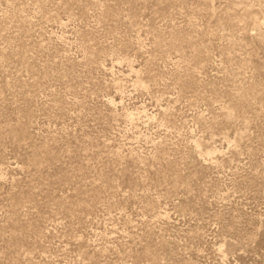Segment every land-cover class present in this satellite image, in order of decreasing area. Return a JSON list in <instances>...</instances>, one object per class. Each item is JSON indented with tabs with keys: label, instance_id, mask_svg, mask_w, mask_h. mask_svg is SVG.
I'll return each mask as SVG.
<instances>
[{
	"label": "rangeland",
	"instance_id": "obj_1",
	"mask_svg": "<svg viewBox=\"0 0 264 264\" xmlns=\"http://www.w3.org/2000/svg\"><path fill=\"white\" fill-rule=\"evenodd\" d=\"M0 264H264V0H0Z\"/></svg>",
	"mask_w": 264,
	"mask_h": 264
}]
</instances>
